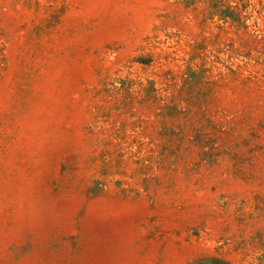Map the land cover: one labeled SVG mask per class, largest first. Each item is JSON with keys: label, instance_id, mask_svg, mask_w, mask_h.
<instances>
[{"label": "rangeland", "instance_id": "obj_1", "mask_svg": "<svg viewBox=\"0 0 264 264\" xmlns=\"http://www.w3.org/2000/svg\"><path fill=\"white\" fill-rule=\"evenodd\" d=\"M0 264H264V0H0Z\"/></svg>", "mask_w": 264, "mask_h": 264}]
</instances>
